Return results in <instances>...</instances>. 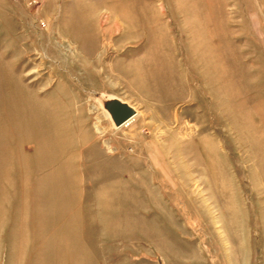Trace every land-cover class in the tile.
<instances>
[{"label":"rangeland","instance_id":"374dc122","mask_svg":"<svg viewBox=\"0 0 264 264\" xmlns=\"http://www.w3.org/2000/svg\"><path fill=\"white\" fill-rule=\"evenodd\" d=\"M0 264H264V0H0Z\"/></svg>","mask_w":264,"mask_h":264},{"label":"water","instance_id":"95a60500","mask_svg":"<svg viewBox=\"0 0 264 264\" xmlns=\"http://www.w3.org/2000/svg\"><path fill=\"white\" fill-rule=\"evenodd\" d=\"M109 110L112 119L117 125L123 124L135 115V111L133 108L123 104H116L112 108H109Z\"/></svg>","mask_w":264,"mask_h":264},{"label":"bare ground","instance_id":"6f19581e","mask_svg":"<svg viewBox=\"0 0 264 264\" xmlns=\"http://www.w3.org/2000/svg\"><path fill=\"white\" fill-rule=\"evenodd\" d=\"M135 111V110H134ZM108 115L112 118V116H111V113H110V110H108ZM135 115H136V111H135ZM135 115L134 116H132L129 120H127L126 122H124L123 124H120V125H117L115 122V124L119 127V126H122V125H125L126 123H129V121H131L134 117H135ZM114 121V120H113Z\"/></svg>","mask_w":264,"mask_h":264}]
</instances>
